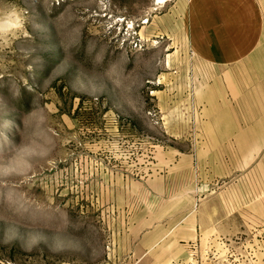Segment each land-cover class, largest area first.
I'll return each mask as SVG.
<instances>
[{
    "label": "rangeland",
    "instance_id": "rangeland-1",
    "mask_svg": "<svg viewBox=\"0 0 264 264\" xmlns=\"http://www.w3.org/2000/svg\"><path fill=\"white\" fill-rule=\"evenodd\" d=\"M257 1L214 66L187 0H0V264H264Z\"/></svg>",
    "mask_w": 264,
    "mask_h": 264
},
{
    "label": "crops",
    "instance_id": "crops-1",
    "mask_svg": "<svg viewBox=\"0 0 264 264\" xmlns=\"http://www.w3.org/2000/svg\"><path fill=\"white\" fill-rule=\"evenodd\" d=\"M184 17L190 47L214 66L248 58L263 36L257 0H187Z\"/></svg>",
    "mask_w": 264,
    "mask_h": 264
},
{
    "label": "clouds",
    "instance_id": "clouds-1",
    "mask_svg": "<svg viewBox=\"0 0 264 264\" xmlns=\"http://www.w3.org/2000/svg\"><path fill=\"white\" fill-rule=\"evenodd\" d=\"M14 18V19H13ZM23 20L16 12H10L0 17V30L22 28Z\"/></svg>",
    "mask_w": 264,
    "mask_h": 264
}]
</instances>
